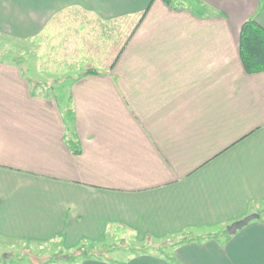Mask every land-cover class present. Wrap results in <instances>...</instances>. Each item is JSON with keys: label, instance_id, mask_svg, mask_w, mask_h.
Returning <instances> with one entry per match:
<instances>
[{"label": "crops", "instance_id": "0c3cea01", "mask_svg": "<svg viewBox=\"0 0 264 264\" xmlns=\"http://www.w3.org/2000/svg\"><path fill=\"white\" fill-rule=\"evenodd\" d=\"M194 1L0 0V33L19 39L78 14L97 24L70 55L85 61L65 111L0 59L1 238L69 253L117 232L178 238L124 260L73 253L79 264H264V71L239 57L241 25L264 27V0ZM125 20L113 55L100 27Z\"/></svg>", "mask_w": 264, "mask_h": 264}, {"label": "rangeland", "instance_id": "374dc122", "mask_svg": "<svg viewBox=\"0 0 264 264\" xmlns=\"http://www.w3.org/2000/svg\"><path fill=\"white\" fill-rule=\"evenodd\" d=\"M171 3L178 7L190 6L194 10L200 9L194 0H171ZM76 16L79 18L73 19L71 17L54 21L50 31L35 38L19 39L6 33H0V59L4 61L13 60L18 63L31 80L30 84L33 91L37 90L40 94L53 97L63 111L71 103L70 86L84 69L85 57H81L80 61L73 63L70 61V55L75 56V46L82 48L83 51L90 46L91 42L86 36L87 30L93 25H97L89 16L80 17V14ZM132 27L133 22L131 23L129 20L110 22L100 27L104 37L110 41L111 54L115 55L116 51L113 52V47L118 48L122 45ZM177 240L178 238H174L170 241L143 243L148 244L146 252L159 253L170 251ZM140 242H142L141 239L133 237L131 234L117 232L116 237L102 242L101 245H111V249L105 253V256L124 260L142 253L140 250L131 248ZM87 246L94 247L95 243H89ZM64 253L68 254L69 252H65L62 244L57 241L26 243L9 241L0 237V263L79 264L82 259V257L76 256L77 252H74L76 254L74 255L76 256L75 262H69L63 257L62 254ZM79 256L81 255L79 254Z\"/></svg>", "mask_w": 264, "mask_h": 264}, {"label": "trees", "instance_id": "16d2710c", "mask_svg": "<svg viewBox=\"0 0 264 264\" xmlns=\"http://www.w3.org/2000/svg\"><path fill=\"white\" fill-rule=\"evenodd\" d=\"M163 2L171 7H177V5L171 3V0H163ZM239 57L247 73L264 71V27L261 26L255 18H248L241 25L239 33ZM85 72L95 73L96 71L88 68ZM183 239H186V236H184ZM148 241L153 242L151 239H145L140 242V244L131 246V248L142 252L138 254L148 253V251H145L148 244L143 243ZM100 245L101 244H95L94 247H89L83 243L77 250L67 254L68 259L71 260L75 257L73 255L74 252L81 253L82 255L93 254L96 258L102 259L103 256L106 255L105 253L111 249V245Z\"/></svg>", "mask_w": 264, "mask_h": 264}, {"label": "water", "instance_id": "95a60500", "mask_svg": "<svg viewBox=\"0 0 264 264\" xmlns=\"http://www.w3.org/2000/svg\"><path fill=\"white\" fill-rule=\"evenodd\" d=\"M255 217H256V214H248L241 219L233 221L232 223L226 226L227 233L228 234L235 233L238 229L248 224V222L254 219Z\"/></svg>", "mask_w": 264, "mask_h": 264}]
</instances>
